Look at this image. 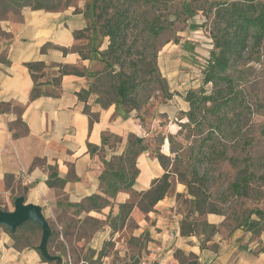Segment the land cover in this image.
<instances>
[{
	"label": "crops",
	"instance_id": "crops-1",
	"mask_svg": "<svg viewBox=\"0 0 264 264\" xmlns=\"http://www.w3.org/2000/svg\"><path fill=\"white\" fill-rule=\"evenodd\" d=\"M88 24V16L72 7L8 8L0 17V208L13 210L20 196L25 204L40 206L51 230L47 250L52 264H139L142 259L152 264H264V230L258 235L239 227L222 230L223 216L206 213L203 220L216 227L212 235L205 237L199 229L181 232L186 217L169 193L144 210L133 206L120 224V204L130 201L134 191L149 189L165 170L142 151L132 188L107 193L106 166L123 153L127 134L144 136L137 120L115 104L102 107L93 93L79 98L101 68L75 50L80 38L74 32ZM34 62L44 64L37 80L27 66ZM63 66L83 75L67 73L54 80ZM90 114L96 116L92 121ZM179 191L183 188L174 185V193ZM85 219L97 226L76 236V226ZM6 235L0 233V264H51L34 246L17 247ZM76 254L81 257L73 261Z\"/></svg>",
	"mask_w": 264,
	"mask_h": 264
},
{
	"label": "rangeland",
	"instance_id": "rangeland-1",
	"mask_svg": "<svg viewBox=\"0 0 264 264\" xmlns=\"http://www.w3.org/2000/svg\"><path fill=\"white\" fill-rule=\"evenodd\" d=\"M214 1L226 0H152L134 11L136 32L129 38L138 36L149 23L159 27L158 34L154 36L147 33L140 36L142 44H147V57L156 68L157 79L139 90L137 107L132 109L131 104L124 107L114 103L142 127L140 134L144 136L146 152L166 156L164 170L169 172L171 182L167 193L175 195L176 210L185 215L184 222L194 224L189 227L201 230L205 237L210 235L211 230L207 228L204 231L200 223L209 208L221 212L222 230L228 231L237 228V223L250 214V210L261 209L264 214V43L246 54L238 64L230 66L229 71L237 79L236 88L241 90L242 103L231 107L228 117L212 131L213 138L206 135L210 122L213 125L219 122L216 116L204 113L201 126L186 117L190 108L186 100L188 92L197 93L202 86L206 89L205 93L212 89L211 84H202V78L213 48L214 9L210 10L209 4ZM253 1L264 5V0ZM24 4L43 5L55 10L72 7L88 16V28L75 48L89 59L101 63V68L96 70L90 82V93L96 95L97 100H113L107 76L111 68L105 67L100 58L108 38L100 34L101 20L96 17L98 9L95 8V0H0V17L8 8L16 10ZM153 53L155 58H152ZM113 70L117 71L118 65ZM127 136L130 140L137 135L129 133ZM168 136H171L170 140ZM243 174L249 179L246 193L236 194L231 184ZM174 185L182 187L183 191L174 193ZM199 198H204L206 202L196 208L192 202ZM147 200L140 193L131 194L132 208L146 209ZM139 209L136 211L141 214ZM252 217L257 216L253 214ZM95 226L96 222L85 219L80 227L76 226L75 235H85ZM2 231L6 236L13 234L6 226L0 225V233ZM15 235L17 247L24 244L38 247L41 228L31 224ZM80 257L76 254L72 259L77 261ZM84 257L89 259V256Z\"/></svg>",
	"mask_w": 264,
	"mask_h": 264
},
{
	"label": "trees",
	"instance_id": "trees-1",
	"mask_svg": "<svg viewBox=\"0 0 264 264\" xmlns=\"http://www.w3.org/2000/svg\"><path fill=\"white\" fill-rule=\"evenodd\" d=\"M152 0H95V8L98 9L96 17L100 21L99 31L103 37L108 38L107 46L100 53V58L105 62V67L111 68V72L107 74L108 81L113 92V100L96 101L102 106L118 102L124 107L131 104L130 108L137 107V94L142 87L149 86L153 81H156L155 66L148 59L147 44H142L141 35L147 33V35H156L159 32L157 24L149 23L148 26L143 28L142 32L138 36H132L136 32L134 26H137L136 17L134 11L140 7L143 3H148ZM161 1V0H159ZM23 6H30L36 9L43 8L48 10H55L44 7L43 5H31L24 4ZM209 9H214L213 12V28H212V41L213 48L209 52V57L206 60V66L204 68L202 84L205 86L211 84L212 89L206 92V89L202 86L198 92L189 91L186 96V100L189 103V110L186 117L188 121H192L195 125H202V118L211 114L219 119L216 125L210 122V130L206 135L208 138H213V132L218 128L219 123L228 117V113L231 107L239 106L242 103L241 94L238 88H236L237 79L229 71L230 66L238 64L246 54H250L253 50L258 49L264 43V5L260 2H254L253 0H232V1H214L210 2ZM21 8V7H20ZM16 9V8H14ZM19 9V8H18ZM6 11V10H5ZM85 27L83 30L74 32L76 38L83 36V32L87 30ZM137 29V28H136ZM76 51H79L75 48ZM64 52L67 49H63ZM80 55L84 56L80 51ZM156 54H152V58H155ZM123 60L125 62H123ZM118 65V70H113V67ZM28 69L34 80H37V75L41 74L44 64L40 62L29 63ZM59 75L54 78L58 81L62 74L74 73L83 75V73L77 70L75 67L68 68L66 66L60 67ZM159 81V80H157ZM92 86L87 90L78 92L79 98L83 99L91 92ZM107 94V91L105 92ZM86 108V106H85ZM205 113V114H204ZM197 114L199 118H197ZM95 115L90 114V120H94ZM199 119V120H198ZM184 123V122H182ZM170 140L171 136L167 137ZM129 143L125 147L120 157L112 160L106 166L104 173L106 177L104 181L107 187V193L115 195L120 188L131 189L135 182V178L138 174V168L136 166V157L142 151H146L143 144V138L133 136L128 140ZM163 168L166 167V156L158 153L155 156ZM169 172L165 171L159 178L152 181V185L145 191H134L133 193H140L147 200V206H153L157 201L162 199L170 188ZM249 184V179L243 174L240 179L231 184L232 190L236 194H245ZM204 195V193H202ZM207 197V196H204ZM195 198V195H194ZM206 202L204 198H199L197 201H193L195 207H199ZM132 202H124L119 206L118 216L123 223L125 218L129 215ZM207 213L220 214L221 212L215 208H209L205 210ZM255 214L257 217L253 218ZM264 214L261 209L250 210V214L243 217L236 225V227L242 228L246 231H250L254 235L260 234L264 230ZM31 224H36L33 221H27L20 225L10 237L16 239L15 235L17 230L21 231L24 227ZM186 222L182 223L180 228L181 232L193 231L195 228L189 227ZM201 226L204 227V231L207 228L210 231V235L215 232L216 227L214 225L207 224L206 221L201 220ZM39 226V225H38ZM40 227V226H39ZM24 246H29L24 244ZM35 249L39 250L37 246ZM42 256V255H41ZM42 259L52 264V260L46 259L42 256ZM54 261L53 264H61Z\"/></svg>",
	"mask_w": 264,
	"mask_h": 264
},
{
	"label": "water",
	"instance_id": "water-1",
	"mask_svg": "<svg viewBox=\"0 0 264 264\" xmlns=\"http://www.w3.org/2000/svg\"><path fill=\"white\" fill-rule=\"evenodd\" d=\"M27 221L36 222L41 228V238L38 249L42 256L47 259L53 257L48 253L47 242L50 236V226L45 219L40 206L34 204H25L23 197H17L14 200V209L4 210L0 208V225L6 226L10 233H14L16 229Z\"/></svg>",
	"mask_w": 264,
	"mask_h": 264
},
{
	"label": "built area",
	"instance_id": "built-area-1",
	"mask_svg": "<svg viewBox=\"0 0 264 264\" xmlns=\"http://www.w3.org/2000/svg\"><path fill=\"white\" fill-rule=\"evenodd\" d=\"M139 264H152V263H150V262H149L148 260H146V259H142V260H140ZM168 264H178V263H168Z\"/></svg>",
	"mask_w": 264,
	"mask_h": 264
}]
</instances>
